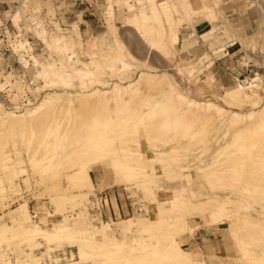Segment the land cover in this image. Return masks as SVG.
<instances>
[{"label": "rangeland", "instance_id": "374dc122", "mask_svg": "<svg viewBox=\"0 0 264 264\" xmlns=\"http://www.w3.org/2000/svg\"><path fill=\"white\" fill-rule=\"evenodd\" d=\"M263 107L264 0H0V264H264V133L229 151Z\"/></svg>", "mask_w": 264, "mask_h": 264}, {"label": "bare ground", "instance_id": "6f19581e", "mask_svg": "<svg viewBox=\"0 0 264 264\" xmlns=\"http://www.w3.org/2000/svg\"><path fill=\"white\" fill-rule=\"evenodd\" d=\"M214 6H216V5H214ZM212 8H208V7H205L204 9H203V17L204 18H207L208 20L209 19H211V18H213V12H212V10H211ZM134 10H133V8L132 7H130L129 8V12H133ZM141 15H140V17H137L135 14H134V16L132 17V18H130V19H128V24H129V27L130 28H134V27H136V25L138 24V23H140L141 22V26L142 27H148L149 25H148V23H149V21H148V17L146 18V15H144V14H142V13H140ZM201 15V14H200ZM138 16H139V14H138ZM138 18L140 19V22H137L138 21ZM155 19V21H157V14H153V20ZM150 20V19H149ZM152 21V20H151ZM158 22V21H157ZM166 22H169V23H171L170 21H166ZM168 23V24H169ZM160 24V23H159ZM170 39V38H169ZM171 42H172V38H171V40H170ZM66 44H67V42H65ZM64 43V44H65ZM68 44H69V42H68ZM93 54V53H92ZM98 58V57H97ZM34 60V59H33ZM99 60V59H98ZM37 61L35 60V63H36ZM91 62H92V64H93V66H97V67H99L100 65H99V61H97L95 58H93L92 60H91ZM121 64L123 65V66H125L124 65V62L122 63L121 62ZM59 67V66H58ZM57 67V68H58ZM83 67V66H82ZM60 68V67H59ZM86 68V65H85V67H84V69ZM55 69H56V67H55ZM48 70V69H47ZM52 71V70H51ZM61 71V70H60ZM45 72H46V74L49 72V70H48V72L45 70V71H42V75H43V77H45L46 75H45ZM62 72V71H61ZM51 73H53V75L55 76L56 75V77L58 78V79H63V75H59V71L58 72H51ZM72 73V76L70 77V78H72V79H76L78 82H80V83H84L85 81H87V80H90L92 77H93V72H91V71H89V69L87 70V69H85V70H81V69H79V70H75V71H72L71 72ZM49 74V73H48ZM145 75H147V74H144V73H142L141 74V76H140V80L143 78V77H145ZM53 76V77H54ZM149 76V75H148ZM46 78H48V77H46ZM146 78L148 79L149 77H147L146 76ZM65 80H67V79H65ZM256 81H257V78H256ZM56 82V81H55ZM71 83V82H70ZM257 88V86H255L254 85V82L252 81L251 83H250V85L249 86H247V88L248 89H254V88ZM131 88H132V86H128V87H116L114 90H115V92L116 91H118V93L120 94V92L121 93H123V94H127V92L129 91V93H130V91H131ZM140 88V87H139ZM246 88V87H245ZM245 88L244 87H239V88H237V89H235V90H232V91H230V92H228V93H226V98H227V100L228 101H230L231 103H233V104H237V103H241V102H244V100L247 98L246 97V95L244 94V90H245ZM138 89V88H137ZM258 89H259V87H258ZM174 92V91H173ZM249 93V92H248ZM122 94V95H123ZM133 95V94H132ZM175 96H173L172 98H174L173 100L175 101V100H177V102L178 103H180V105L181 104H184V103H186V101H187V107L190 109V108H196V109H204L206 112H212V111H217L218 113H220L219 112V108L216 106V105H214V104H212V103H207V104H201V103H196V102H189L188 100H186L184 97H182V96H180L179 94H177V93H175L174 94ZM115 96V95H114ZM116 96H118V94H116ZM125 95H123V97H124ZM122 97V96H121ZM122 97V98H123ZM126 98V97H125ZM225 98V99H226ZM116 99H118V98H116L115 97V99L114 100H116ZM124 99V98H123ZM113 100V99H112ZM121 100V99H120ZM125 100V99H124ZM123 100V101H124ZM49 101V100H48ZM248 101V100H247ZM170 102H172V100L170 101ZM46 103H48L47 102V100H46ZM114 103V102H113ZM168 103V102H167ZM173 103V102H172ZM44 104V103H43ZM49 105V104H48ZM158 106V105H157ZM160 106V109H155V110H153V114L154 115H156V116H161L162 117V115L163 116H165V117H170L169 119L170 120H165V121H163V122H161V123H159V125L160 126H162V127H164V128H170V127H173V129L174 128H176V129H179V130H182L183 128H184V124H183V122H182V120L179 118V117H177V116H175L176 114L173 112V110L174 109H172L173 107H171V109L168 111V109H169V107L167 106V105H163V106H161V105H159ZM171 106H173V105H171ZM179 106V105H178ZM182 106V105H181ZM47 107V106H46ZM187 108V109H188ZM179 110H180V107H179ZM182 111H184V110H182ZM196 111V110H195ZM188 112V111H187ZM216 112V113H217ZM139 113V112H138ZM174 113V115H172ZM182 113V112H181ZM186 113V112H185ZM149 114H151V113H149ZM184 114V113H183ZM152 115V114H151ZM153 115V116H154ZM256 115V114H255ZM183 116V115H182ZM181 116V117H182ZM144 117V116H143ZM142 117V118H143ZM158 117V118H159ZM141 118V117H140ZM246 118H248V121H249V124H248V126L245 128L244 127V129H242V130H240V132L238 133V134H236L237 136L235 137V144H233V146L230 148V150L229 151H232V150H234V149H236V148H243V142H245L251 135L253 136V135H255V134H257V136L259 135V133L260 132H262V133H264V107L257 113V115L256 116H252L251 114L247 117L246 116ZM245 118V119H246ZM144 119H146V116H145V118ZM185 119V118H184ZM244 117L241 115V114H238V113H235V114H232V116H231V120H229L230 121V123L232 124V125H237V124H240V123H242L244 120ZM143 120V119H142ZM111 121V120H110ZM185 121H187V120H185ZM247 121V120H246ZM139 122V121H138ZM157 126V125H156ZM128 127H129V125H128ZM152 127V126H151ZM168 128V129H169ZM167 129V130H168ZM189 129L187 128V131H188ZM186 131V130H185ZM183 132V131H182ZM184 134V133H183ZM186 135V134H185ZM260 136H261V134H260ZM254 137V136H253ZM262 137H263V135H262ZM258 138H261V137H258ZM245 145V144H244ZM252 144H250V146H251ZM239 148V149H240ZM244 148H246V146L244 147ZM238 149V150H239ZM247 152V149H246V151H245V153ZM241 154V153H240ZM251 155V154H250ZM263 155V154H262ZM241 158H242V156H240ZM251 158V157H250ZM254 158H256L255 156H254ZM260 158H261V154H260ZM252 159H253V157H252ZM264 159V158H263ZM260 161H262V160H260ZM259 161V162H260ZM264 161V160H263ZM247 170V169H246ZM248 171V170H247ZM252 171V170H251ZM263 171V170H262ZM244 172V171H243ZM246 172V171H245ZM247 173V172H246ZM251 173H254V171L253 172H251ZM259 174V173H258ZM261 174V173H260ZM248 175V174H247ZM247 175H243V178H244V180H247L248 178H249V175L247 176ZM262 175H260L259 177H261ZM240 177V176H239ZM263 177V176H262ZM264 178V177H263ZM262 179V178H261ZM240 180V179H239ZM259 181V180H258ZM260 183H262L261 181H259ZM264 183V182H263ZM260 185V184H259ZM259 185H257L258 187H259ZM262 188V187H261ZM260 188V189H261ZM256 189V188H255ZM259 188L256 190V193L258 194V195H264V189H261L260 190ZM244 192H245V194L247 195L248 194V191H249V187L248 186H245L244 187ZM262 191V192H261ZM241 194H242V192H241ZM256 194V195H257ZM231 195V194H230ZM240 195V194H239ZM245 196V195H244ZM241 197V196H240ZM260 197V196H259ZM231 198V197H230ZM244 198V197H243ZM241 200V199H240ZM241 202V201H240ZM236 203V202H235ZM238 203V202H237ZM226 204V206H228V207H231L232 206V204H234V203H229V204H227V203H225ZM225 204H223V205H225ZM260 204V203H259ZM261 205V204H260ZM262 206H264V205H262ZM241 207H242V209H245L246 207L244 206V205H241ZM255 207V206H254ZM253 207V208H254ZM230 209V208H229ZM247 209V208H246ZM262 209V208H261ZM253 210V209H252ZM244 211V210H243ZM246 211V210H245ZM248 211V210H247ZM264 211V210H263ZM230 212H231V209H230ZM253 212V211H252ZM238 213V212H237ZM241 213V212H240ZM243 213H246V212H243ZM258 217H260V216H258ZM262 218V217H261ZM241 219V218H240ZM243 219V218H242ZM245 223L248 225V227L250 226H254V227H259L260 229H261V231H262V233H264V221H262V222H260L259 224H257L256 222L253 224V222L251 223V221H249V220H247V221H245ZM62 226H64V225H62ZM107 227V226H106ZM105 227V228H106ZM258 229V228H257ZM40 235V237H41V239L42 240H49L50 238H58V239H65V238H70V237H73V234L71 233V231L69 230V228H60V229H57L56 231H55V234H47V233H44V232H42L41 234H39ZM33 236V235H32ZM236 236V235H235ZM1 238H2V236H1ZM262 241H263V239H262ZM256 244V243H255ZM264 244V243H263ZM260 245H261V243H260ZM88 246V245H87ZM92 247V246H91ZM90 248V247H89ZM93 249V248H92ZM253 249V248H252ZM251 249V250H252ZM260 249H262L261 247H260ZM118 250V249H117ZM119 251V250H118ZM256 251H257V248H256ZM84 252V251H83ZM117 252V251H116ZM115 252V253H116ZM186 253V252H185ZM248 253V252H247ZM82 254V253H81ZM248 256H250V257H254V258H257L258 260H260V261H264V249H262L261 251H260V253L258 254V253H252V254H247ZM246 256V255H245ZM110 260V259H109ZM113 260H115V259H113ZM252 260V259H251ZM111 261V260H110ZM263 264V263H262Z\"/></svg>", "mask_w": 264, "mask_h": 264}, {"label": "built area", "instance_id": "2783aa9c", "mask_svg": "<svg viewBox=\"0 0 264 264\" xmlns=\"http://www.w3.org/2000/svg\"><path fill=\"white\" fill-rule=\"evenodd\" d=\"M96 204H100L101 206L108 203V197L107 195H100L99 198H96Z\"/></svg>", "mask_w": 264, "mask_h": 264}, {"label": "crops", "instance_id": "0c3cea01", "mask_svg": "<svg viewBox=\"0 0 264 264\" xmlns=\"http://www.w3.org/2000/svg\"><path fill=\"white\" fill-rule=\"evenodd\" d=\"M234 45V44H233ZM235 46V45H234ZM114 199L116 200V204H117V209H118V212H120V209H119V206H118V203H117V199H116V196L114 195ZM112 197L110 198V201H111V204H112ZM216 248V245H215V241L212 240L211 241V250H214Z\"/></svg>", "mask_w": 264, "mask_h": 264}]
</instances>
